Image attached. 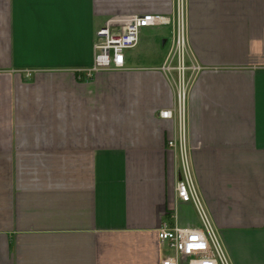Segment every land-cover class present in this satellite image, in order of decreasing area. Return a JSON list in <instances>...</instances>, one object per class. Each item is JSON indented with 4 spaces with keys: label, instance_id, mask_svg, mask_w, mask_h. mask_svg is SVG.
<instances>
[{
    "label": "crops",
    "instance_id": "0c3cea01",
    "mask_svg": "<svg viewBox=\"0 0 264 264\" xmlns=\"http://www.w3.org/2000/svg\"><path fill=\"white\" fill-rule=\"evenodd\" d=\"M186 4L198 188L231 263L264 264V0ZM173 8L0 0V264H160L162 224H199L177 202L175 123L158 116L175 104L158 69L169 39L143 31L126 68L85 72L109 19Z\"/></svg>",
    "mask_w": 264,
    "mask_h": 264
},
{
    "label": "built area",
    "instance_id": "2783aa9c",
    "mask_svg": "<svg viewBox=\"0 0 264 264\" xmlns=\"http://www.w3.org/2000/svg\"><path fill=\"white\" fill-rule=\"evenodd\" d=\"M164 26L170 28L171 38L165 59L158 69L173 86L175 104L159 110L158 116L175 123V135L167 144L178 163L177 202L190 204L199 224H162L158 238L168 243L172 254L163 258L160 264H232L199 191L188 140L187 100L202 66L191 52L186 0H174L170 14L144 13L109 19L96 32L94 61L85 72L90 76L101 70L126 68V51L139 44L142 30Z\"/></svg>",
    "mask_w": 264,
    "mask_h": 264
},
{
    "label": "rangeland",
    "instance_id": "374dc122",
    "mask_svg": "<svg viewBox=\"0 0 264 264\" xmlns=\"http://www.w3.org/2000/svg\"><path fill=\"white\" fill-rule=\"evenodd\" d=\"M150 32L151 35L155 34V33H159L161 36H163V38H168L169 41H170V38H171V33H170V28L167 27V26H164V27H160V28H145L142 30V32ZM141 50L145 49L148 51L149 50V47L146 46V43L142 42L140 44V47H139ZM151 53L150 52H147V54H150L149 56L154 59L156 57L159 56L160 51L158 49H155V48H152V50L150 49Z\"/></svg>",
    "mask_w": 264,
    "mask_h": 264
},
{
    "label": "water",
    "instance_id": "95a60500",
    "mask_svg": "<svg viewBox=\"0 0 264 264\" xmlns=\"http://www.w3.org/2000/svg\"><path fill=\"white\" fill-rule=\"evenodd\" d=\"M164 42H165V40H164Z\"/></svg>",
    "mask_w": 264,
    "mask_h": 264
}]
</instances>
